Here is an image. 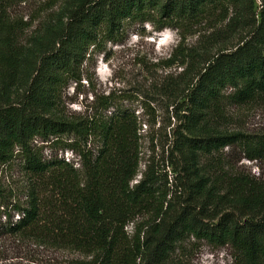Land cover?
Wrapping results in <instances>:
<instances>
[{"label":"trees","instance_id":"1","mask_svg":"<svg viewBox=\"0 0 264 264\" xmlns=\"http://www.w3.org/2000/svg\"><path fill=\"white\" fill-rule=\"evenodd\" d=\"M4 1L0 167L19 157L29 176L28 205L15 208L21 219L11 231L39 229L90 257L75 264H170L190 239L228 247L232 264H264V175H232L223 159L226 148H238L264 164V134L223 127L230 106L264 105V0L258 12L256 0H66L56 22L26 43ZM135 25L181 38L168 64L183 72L156 93L176 122L166 151L171 179L152 163L139 171L136 110L110 95L83 118L62 108L65 92L85 77L90 50L121 43ZM203 26L215 29V50L188 49L186 38ZM142 104L150 114L153 102ZM39 142L71 151L80 167L44 160ZM141 215L149 216L146 234L130 238L126 228Z\"/></svg>","mask_w":264,"mask_h":264},{"label":"rangeland","instance_id":"2","mask_svg":"<svg viewBox=\"0 0 264 264\" xmlns=\"http://www.w3.org/2000/svg\"><path fill=\"white\" fill-rule=\"evenodd\" d=\"M66 0H5L3 8L10 22L19 29L21 42L26 43L47 23L56 22ZM255 8L261 9L256 0ZM212 26H203L186 38L188 49L204 45L210 50L214 41ZM121 43L102 42L97 49L90 50L85 64V77L75 89L69 88L63 97V109L70 118H83L91 114L97 101L107 96L113 102L136 110L141 121L140 141L143 172L149 163L155 165L164 179L173 176L168 167L167 149L171 144V132L176 124L166 110V100L157 97L161 85L169 79L176 80L184 67L169 65L176 47L181 42L179 34L170 28L155 33L150 25H135L123 35ZM201 43V44H200ZM200 49V50H199ZM86 77L91 80L88 82ZM147 96V97H145ZM152 101L150 114H143L142 102ZM228 131H242L249 134H264V105L254 103L246 106H230L228 117L223 123ZM36 143V142H35ZM44 160H64L79 168V160L71 151L60 145L38 143ZM226 170L256 179L264 175V164L249 161L238 148H226L223 152ZM139 180V177H137ZM29 176L17 157L9 165L0 167V264H75L86 262L90 257L72 249L56 245L51 236L35 229L14 233L12 227L20 222L21 214L16 207L27 208ZM149 216L137 217L127 228L130 238L137 234L143 238L148 229ZM233 255L228 247H214L205 242L190 239L179 246L171 256L170 264H232ZM143 264V261H139Z\"/></svg>","mask_w":264,"mask_h":264}]
</instances>
